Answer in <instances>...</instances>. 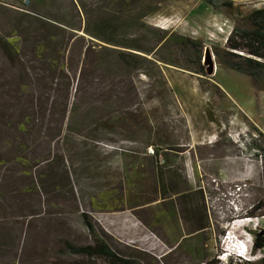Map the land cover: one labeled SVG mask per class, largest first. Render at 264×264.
<instances>
[{"label":"rangeland","instance_id":"374dc122","mask_svg":"<svg viewBox=\"0 0 264 264\" xmlns=\"http://www.w3.org/2000/svg\"><path fill=\"white\" fill-rule=\"evenodd\" d=\"M227 1L233 18L206 0H43L28 12L0 0V39L19 46L12 60L0 48V264L82 260L62 254V241L92 242L83 213L123 257L145 264H198L197 250L216 257L230 223L264 200V156L253 145L264 136V93L216 58L213 74L198 76L161 45L152 55L130 51L148 61L126 72L114 64L123 49L89 33L109 19L116 42L144 50L157 43L150 31L175 33L203 43V63L206 48L225 47L235 20L264 8V0ZM156 147L175 163L165 169L166 185L187 193V209L205 212L203 236L189 235L176 196L166 198L177 215L159 217L168 201L149 155ZM133 171L141 179L129 191ZM237 185L245 188L232 204L227 194ZM111 188L113 210L93 208Z\"/></svg>","mask_w":264,"mask_h":264},{"label":"trees","instance_id":"16d2710c","mask_svg":"<svg viewBox=\"0 0 264 264\" xmlns=\"http://www.w3.org/2000/svg\"><path fill=\"white\" fill-rule=\"evenodd\" d=\"M31 1L36 2L38 5L43 4V0ZM206 3L213 9H225L232 18L238 14L237 10L234 8V4L227 0H206ZM127 4V0H122V6H128ZM124 9L126 10L127 7ZM112 28H114V25L111 20H102L97 24L94 32H90L89 34L96 40L123 49L117 51L114 64L119 68H123L126 72L138 69L141 65V61H148L146 58L130 51L152 55L157 47L161 45V50L167 49L171 52L175 51L183 56L185 59L184 69H188L198 76H206V67L202 63L203 43L201 41L180 36L175 33L152 30L150 33L154 39H156V46L152 49L144 50L137 46L135 41H131L128 44L116 42L113 39L114 34L112 33ZM0 48L10 60L19 53V46L16 40L0 39ZM213 54L220 68L231 70L248 77L252 81L254 87L258 91L264 93V8L254 10L250 14L241 16L240 19L235 20L234 28L227 38L225 47L223 49L214 48ZM157 60L172 66L178 65V63L175 64L173 61H166L158 56ZM259 135L260 140H253V145H255V149L258 152L257 155L264 156V148L261 146L262 143L264 144V136L261 133ZM152 157H154L152 162L155 163V165L152 164V166H155L154 170H156L157 179L160 182L158 188L163 197L162 203L168 201L166 198L167 195L176 196L178 202L182 206L181 211H179L182 213L181 221L189 225V235L203 236L210 228L207 217H205V212L202 211L196 214L195 210L187 209L185 205L187 193L179 192L174 188L172 182L168 186L166 185V180L168 178L167 174L171 172L170 170H167V172L165 169L172 168L175 163L168 158L165 150L159 147H156L155 155ZM160 161H162V165L156 167ZM140 179L141 173L133 171L132 175L126 179L125 187L131 191L134 182H139ZM116 194L117 192L114 188L102 192L98 195V200H92L93 208L101 211L113 210L110 203H114ZM121 201L123 202V200ZM175 203L176 202L173 200H169L167 204L158 206L160 209L159 217L164 220L175 217L177 215ZM249 214L251 217L264 216V200L258 202ZM81 217L92 242L86 246H76L69 241H62L64 245L62 254L82 258V260L71 264H145L139 259L119 255L112 249L106 240L101 237L89 215L83 213ZM190 221H193L194 224H191ZM257 250H262L264 254V235H258L255 239V251ZM196 253L197 257H195V259L199 261L198 264H218L215 258H210L207 251L200 254L197 250ZM53 264L65 263L54 262ZM146 264L156 263L152 260L151 262L148 261ZM248 264H264V257L257 263Z\"/></svg>","mask_w":264,"mask_h":264},{"label":"built area","instance_id":"2783aa9c","mask_svg":"<svg viewBox=\"0 0 264 264\" xmlns=\"http://www.w3.org/2000/svg\"><path fill=\"white\" fill-rule=\"evenodd\" d=\"M21 4V12H28L31 0H17ZM258 153V152H257ZM149 155L154 156V149H149ZM261 158L263 156H260ZM245 186L237 185L228 192L232 204L243 193ZM264 232V216L242 217L233 220L229 229L222 236L221 249L215 259L218 264H248L257 263L263 257V251H255V239Z\"/></svg>","mask_w":264,"mask_h":264},{"label":"water","instance_id":"95a60500","mask_svg":"<svg viewBox=\"0 0 264 264\" xmlns=\"http://www.w3.org/2000/svg\"><path fill=\"white\" fill-rule=\"evenodd\" d=\"M207 55V57H206ZM206 57V60H205ZM215 57L210 52L208 48L204 50V56H203V65L206 67V73L208 75H212L215 69V63H214ZM261 235H264V232L261 233Z\"/></svg>","mask_w":264,"mask_h":264},{"label":"crops","instance_id":"0c3cea01","mask_svg":"<svg viewBox=\"0 0 264 264\" xmlns=\"http://www.w3.org/2000/svg\"><path fill=\"white\" fill-rule=\"evenodd\" d=\"M1 5L5 6V7H8V5H6V4H1Z\"/></svg>","mask_w":264,"mask_h":264},{"label":"bare ground","instance_id":"6f19581e","mask_svg":"<svg viewBox=\"0 0 264 264\" xmlns=\"http://www.w3.org/2000/svg\"><path fill=\"white\" fill-rule=\"evenodd\" d=\"M204 56V55H203ZM206 57H207V55H206ZM206 57H205V60H206Z\"/></svg>","mask_w":264,"mask_h":264}]
</instances>
